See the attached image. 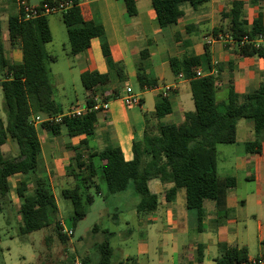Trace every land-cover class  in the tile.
I'll use <instances>...</instances> for the list:
<instances>
[{
    "label": "trees",
    "instance_id": "16d2710c",
    "mask_svg": "<svg viewBox=\"0 0 264 264\" xmlns=\"http://www.w3.org/2000/svg\"><path fill=\"white\" fill-rule=\"evenodd\" d=\"M16 0H0V72L4 76L2 82L3 111L6 121L0 118V200L4 202L11 191L10 179L15 175H28L38 169L41 155V143L36 126L32 123L33 116L41 118L62 115L64 110L55 99L53 75L50 65L57 62L45 46L52 42V33L48 17L43 16L31 20H21L16 14L8 19L9 41L12 46H20L23 53L21 63L8 60L4 54L1 42L2 35V3ZM66 0H45L52 4ZM74 6L62 14L67 29L71 55L75 56L86 51L91 40L101 38L102 51L109 67V73L84 72L81 82L88 93L84 105H95V97L102 102L115 100L116 95L104 96L113 84L112 74L117 81H125V68L122 63H115L104 40V28L97 22H86L83 18L79 0H71ZM128 14L137 15L136 2L124 0ZM161 28L175 25L183 17L182 6L190 4L198 8L209 0H151ZM242 2H234L229 17L230 32L238 39L244 35L254 37L264 32L262 19L259 17L248 28L242 19ZM216 35V34H215ZM241 57L264 58V48L255 49L246 46L238 49ZM149 58V50L141 52V60ZM202 61L208 63V53L203 58L187 56L182 59H171L172 72L190 80L195 111L186 113L184 122L151 124L152 119L161 120L172 112L167 98L157 97L155 111L145 114L146 128L142 139L133 142V160L126 161L119 147H110L103 151H89L88 155L76 152L73 158L74 167L67 169V175L72 177L67 187L62 191V197L72 204L74 227L84 220L94 204L91 189L96 188L98 170L94 163H101L100 178L106 184L108 195H115L134 184L135 191L140 196L137 211L151 214L158 208V197L149 189L151 180H159L162 184H173L166 193L168 201L175 199L178 190L186 193V207L196 210L198 222L205 216L206 201H215L217 207H224L227 190L235 186V178L221 180L217 173L218 150L221 144H234L237 136V124L240 120L254 123L255 133L260 138L264 134V82L258 90L247 94L239 102L238 96L231 89L228 99L219 102L216 98V78L205 76L197 78L193 69ZM139 87L153 89L156 80L150 79L142 67L137 74ZM99 90H101L100 94ZM97 114L86 112L79 118L65 117L62 123H43L42 127L55 136L61 135L65 129L70 137L84 135L92 138L96 131ZM11 139L18 146V154L7 158L2 153V147ZM264 141V140H263ZM85 144V143H84ZM252 144H249L251 146ZM77 151L76 147H73ZM17 195L22 199L20 215L22 226L20 235L25 236L54 225V231L61 243L69 240L64 233L59 218L56 197L50 185L45 180H38L33 193H29L27 181H22L17 188ZM51 241V238H47ZM220 257L216 264H243L249 260L246 247H229L219 245ZM101 259L99 264H112L113 249L105 240L99 247ZM202 251H199V262L202 261ZM84 259L83 264H87ZM118 264H136L135 259L121 261Z\"/></svg>",
    "mask_w": 264,
    "mask_h": 264
},
{
    "label": "crops",
    "instance_id": "0c3cea01",
    "mask_svg": "<svg viewBox=\"0 0 264 264\" xmlns=\"http://www.w3.org/2000/svg\"><path fill=\"white\" fill-rule=\"evenodd\" d=\"M18 1L36 7L44 0L5 1L2 3V19L3 16L9 19L13 14L19 16ZM134 1L137 15L131 17L124 0H79L84 20L97 22L103 26L104 40L109 47L111 58L115 63L124 65L126 80L117 81L112 74L113 84L103 95L114 94L117 98L108 101L107 111L97 114L96 131L92 138L87 139L84 135L70 137L65 129H62L61 135L55 136L42 125L36 126L41 143L38 169L35 173L15 175L10 179L9 198L15 205L13 192L21 205L22 199L17 195V188L22 181L28 182L29 193H33L38 180H45L54 195L57 189H61L62 195L63 189L72 180V177L67 175V169L75 166L73 158L76 152L88 155L92 150L103 151L110 147H119L126 161L133 160V142L142 139L144 135L145 114L151 115L155 111L157 97L160 95L163 97L164 93H167L172 112L161 120L152 119L151 124L184 122L186 113L195 111V104L190 80L181 77L183 74L176 76L172 72L171 59H182L187 56L203 58L208 53L209 62L202 61L193 72L199 70L203 77L216 78V98L219 102L226 101L232 89L241 103L245 95L258 90L264 82V58L241 57L235 46L212 40L215 34L231 33L229 13L234 2L243 3L242 19L248 28H252L259 17L264 27V0H209L198 8L185 4L182 6L183 17L177 24L167 28L160 27L151 0ZM55 15L57 14L46 16L49 26V17ZM58 22L64 24L62 18L58 19ZM3 41L8 43L7 50L3 45L5 57L21 63L22 50L19 45H11L9 33L8 36L3 37L2 20L1 42ZM102 41L101 38L95 37L86 51L72 56L68 39L67 68L72 79L81 80L84 72L109 73L102 51ZM146 49L149 50V58L143 62L141 52ZM141 67L150 79L156 80L157 85L153 89L142 90L139 87L141 93L137 94L132 83L137 82V74ZM57 76L60 97L63 99L67 97L66 80L61 73ZM3 80H0L1 90ZM127 87H131L140 97L139 106L128 108L123 104L121 97ZM100 92L101 90L98 94ZM87 97L88 93L85 91L82 100L77 98V102H67L64 105L58 103L65 112L72 107L84 105ZM1 119L4 121L3 118ZM263 140L264 134L260 138L256 135L253 122L248 120L238 122L235 143L238 144L239 149L221 170L217 166L220 179L235 178V186L227 190L224 207H217L215 201L205 202V216L201 225L198 222L197 211L186 207L184 189V195L178 190L175 199L168 201L166 193L173 184H162L159 180H151L149 189L159 201L157 210L151 214L137 211L140 197L135 194L133 211L140 225L145 229V242L139 245L136 264H216V259L220 257V244L229 247H246L249 259L264 254ZM7 144L8 142L2 147L3 155ZM73 147H76L77 151H74ZM94 163L99 179L102 173L101 163L98 159H95ZM62 183L66 184L65 187ZM254 233L258 235L261 248L256 256H251L250 235ZM199 251L203 254L201 262L198 260Z\"/></svg>",
    "mask_w": 264,
    "mask_h": 264
},
{
    "label": "rangeland",
    "instance_id": "374dc122",
    "mask_svg": "<svg viewBox=\"0 0 264 264\" xmlns=\"http://www.w3.org/2000/svg\"><path fill=\"white\" fill-rule=\"evenodd\" d=\"M61 18V14L49 17L53 40L45 48L58 58V61L51 64L50 68L53 75L55 98L57 102L64 105L67 102H77V98L82 100L85 89L79 78L72 79L70 77L66 56L69 48L68 34L64 24L58 22V19ZM2 20L3 37H6L8 36V17L3 16ZM2 43L7 50L8 43L5 41ZM58 73L63 74L66 80L65 93L67 97L63 99L60 97L57 85ZM2 79L4 76L0 74V80ZM132 86L137 94L141 93L137 82H133ZM3 100V91L0 89V118L6 121ZM238 149L236 143L217 146L219 170L229 163ZM17 154L16 142L9 139L4 148V155L11 158ZM97 184L99 193L96 188H92L90 191L94 196V204L86 218L76 227L73 226L71 220L73 216L71 202L62 197L61 189L55 191L59 218L62 226L64 224V233L69 238L66 244L59 241L54 231V225L29 235H20L22 221L19 212L20 204L15 192H13V197L16 199V205L10 201L9 197L4 202L0 200V264H83L84 259H88L87 264H99L101 259L99 247L105 240L110 243L113 249L112 264L128 261V259L136 260L139 245L145 242V229L140 225V221L133 211L134 195L140 197L135 191L134 184L131 182L127 192L116 196H107V186L101 178L97 179ZM65 185L62 183L63 187ZM180 191L184 195V190L180 189ZM252 223L254 224V222ZM69 230L73 231L72 235L67 234ZM257 236V233L250 235L251 256H256L261 248ZM245 237L246 235H244ZM47 238H51V241L48 242Z\"/></svg>",
    "mask_w": 264,
    "mask_h": 264
},
{
    "label": "built area",
    "instance_id": "2783aa9c",
    "mask_svg": "<svg viewBox=\"0 0 264 264\" xmlns=\"http://www.w3.org/2000/svg\"><path fill=\"white\" fill-rule=\"evenodd\" d=\"M18 5L20 9V19L31 20L43 16L63 14L71 9L74 6V3L71 0H66L49 4L44 0L41 5L36 7H33L24 1H18ZM212 40L216 42H222L226 45L235 46L238 49L246 46H252L255 49L264 48V32L259 33L254 37L244 35L238 39L234 38L231 33H218L212 37ZM195 74L197 78L203 77L202 72L199 70H197ZM181 77L183 76L181 75ZM163 97L167 98V93H164ZM121 100L128 108L139 106L141 103L140 97L133 91L131 87L126 88L125 94L121 97ZM95 102V105L92 107H87L85 105L75 106L65 111L62 115H58L56 117L41 118L39 116H33L32 123L34 126L42 125L43 123L58 124L62 123L65 117L79 118L82 117L86 112L100 113L109 109V102H102L99 98H95ZM67 234L72 235L73 231L69 230ZM243 264H264V254L256 258L249 259L247 263Z\"/></svg>",
    "mask_w": 264,
    "mask_h": 264
}]
</instances>
